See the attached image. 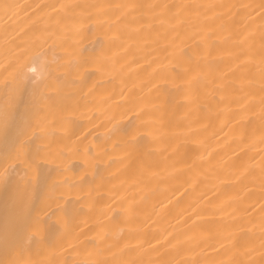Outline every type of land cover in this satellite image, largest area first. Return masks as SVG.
Returning <instances> with one entry per match:
<instances>
[{
	"label": "bare ground",
	"instance_id": "6f19581e",
	"mask_svg": "<svg viewBox=\"0 0 264 264\" xmlns=\"http://www.w3.org/2000/svg\"><path fill=\"white\" fill-rule=\"evenodd\" d=\"M262 2L0 0V65H21L13 103L31 108L41 76L60 86L56 122L25 136L17 119L9 142L14 156L23 142L32 168L6 163L0 139V173L13 165L0 221L38 171L32 215L46 229L42 245L25 238L18 257L0 248V259L261 264ZM59 4L157 7L77 8L67 21Z\"/></svg>",
	"mask_w": 264,
	"mask_h": 264
},
{
	"label": "snow or ice",
	"instance_id": "6c2138e0",
	"mask_svg": "<svg viewBox=\"0 0 264 264\" xmlns=\"http://www.w3.org/2000/svg\"><path fill=\"white\" fill-rule=\"evenodd\" d=\"M3 10L5 14H8L15 6L10 4H4ZM52 9L56 12L64 11L66 13L63 19L71 21L73 17L68 13L73 9L88 10L94 9L97 14L107 15L108 11L123 8H155L156 5H106V4H59L51 5ZM163 9L169 7H175L178 11L186 10L190 8L207 7L213 8L215 5H187L178 4L175 6H169L167 4L159 6ZM260 8L264 11V2L261 3ZM90 18V17H89ZM121 18L118 17V20ZM61 21L58 20L57 23ZM26 52V50H22ZM261 62L264 64V42L261 44L260 49ZM33 63L36 62L34 58ZM20 62L16 64L8 63L0 65V71L3 75L0 78V88L5 91V103L0 108V139L5 144V162L15 159L20 163L25 164L28 168H32V165L27 159H21L23 152V142H20V147L16 149L15 156L13 155L10 147V140L13 137L19 140L17 135V119L23 124V135H28L29 132L35 134L36 130L39 129L41 132L45 130L47 124H54L55 116L53 113V106L55 103L54 97L59 95L60 86L58 77H53L50 80L47 77L41 76L34 87L33 95L36 97V102L31 108H25L21 110L16 104L13 103V93L18 90L17 74L20 67ZM36 69L32 68L31 72L36 73ZM262 78H264V72H262ZM261 120L264 121V86L261 88ZM261 140L264 142V124L261 127ZM264 159V157H262ZM13 165L9 164L8 167L0 173V185H7L8 183V172ZM262 181H264V169H262ZM42 182V178L38 171H34L31 174H26L21 181L17 183L15 194L9 201L8 199L4 202L2 221H0V248L3 249L5 256L15 253L18 257L19 254L24 251L21 247L22 241L27 238L31 243L34 242L38 246L42 245L45 241V226L41 223L38 217L32 215V206L35 196V188ZM264 209V205H262ZM262 227V243L261 247L264 249V217L261 218ZM72 247H75L74 245ZM264 257V252L261 253ZM0 264H59V262L46 260V261H28L21 258H4L0 259ZM68 264V262H64ZM71 264H146L144 261H122V260H95V261H72ZM147 264H152L151 261ZM158 264H173V261H159ZM180 264V262H175ZM204 264H245L244 261L231 259L228 261H206ZM261 264H264L262 260Z\"/></svg>",
	"mask_w": 264,
	"mask_h": 264
}]
</instances>
